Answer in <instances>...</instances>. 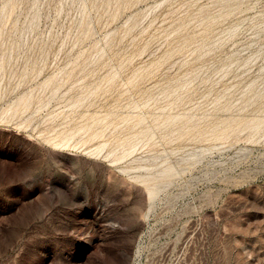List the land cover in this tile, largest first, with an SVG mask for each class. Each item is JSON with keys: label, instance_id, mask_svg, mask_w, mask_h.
I'll return each instance as SVG.
<instances>
[{"label": "rangeland", "instance_id": "obj_1", "mask_svg": "<svg viewBox=\"0 0 264 264\" xmlns=\"http://www.w3.org/2000/svg\"><path fill=\"white\" fill-rule=\"evenodd\" d=\"M0 264H264V0H0Z\"/></svg>", "mask_w": 264, "mask_h": 264}]
</instances>
